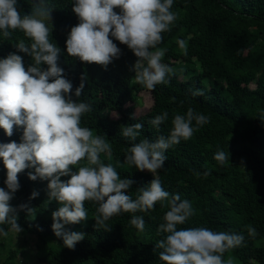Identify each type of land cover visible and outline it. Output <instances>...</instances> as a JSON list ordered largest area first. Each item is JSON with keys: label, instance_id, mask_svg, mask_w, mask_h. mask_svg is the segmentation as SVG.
Here are the masks:
<instances>
[{"label": "trees", "instance_id": "trees-1", "mask_svg": "<svg viewBox=\"0 0 264 264\" xmlns=\"http://www.w3.org/2000/svg\"><path fill=\"white\" fill-rule=\"evenodd\" d=\"M35 2L18 0L17 9L23 16L30 13ZM48 2L55 6L52 21L46 23L52 27L50 42L61 50L58 66L73 85L72 98L92 106V111L81 117V126L103 136L111 145L112 154L124 160V150L130 147L131 141L122 136L123 126L141 123L144 127L137 142L145 138L154 141L159 135L167 137L173 116L186 114L189 107L208 116L209 123L199 127L189 140H181L166 150L164 167L155 175L170 198L171 194L178 193L193 205L195 214L178 228L206 227L216 232L242 234L243 244L225 252L223 258L227 260L232 254L241 264H264V121L257 117L264 111V0H173L171 11L177 14V19L171 31L162 33L163 39L157 48L166 49L162 62L174 72L166 77L168 84L156 85L154 89L131 83L137 57L115 38L113 42L121 49V55L106 68L69 55L67 34L79 23L72 10L74 0ZM20 39L31 42L20 30L8 39L0 31V59L15 53L23 58L27 68L33 61L14 46ZM179 40L185 41L187 55L180 49ZM42 68L47 65L43 64ZM82 77H86L85 87L77 98L75 89ZM196 89H202L204 95L193 96ZM144 90V100L151 95L152 101L147 110L135 114L133 104ZM163 112L169 114L168 119L156 129L149 121ZM22 134V127L14 126L12 136L0 128V143H20ZM218 150L229 155L224 166L214 159ZM100 158L105 164H112L121 178L135 181L128 190L133 199L138 188L146 187L153 179L151 172H141L129 164L121 166L112 156L109 159L106 152ZM29 171L34 169L18 173L20 188L10 204L16 208L27 204L34 209V215H29L27 210L18 208L17 216V223L23 233L29 234L32 244L22 240L7 251L1 264H22L20 258L14 260L19 253L29 260L34 258L39 264H85L88 260L93 264H164L155 243L164 235L157 228L169 210L167 201L157 202L148 212L112 217L106 222L110 231L95 227L93 216L97 205L86 201L88 219L65 225L70 231L85 233V238L69 249L51 227L52 212L61 204L49 200L48 181L29 179ZM6 176L7 170L0 158V187H6ZM33 191L39 195L29 199ZM132 215L144 217L143 231L130 224ZM245 226L255 228L256 236L249 237ZM0 228L8 231L10 225H0Z\"/></svg>", "mask_w": 264, "mask_h": 264}, {"label": "clouds", "instance_id": "clouds-1", "mask_svg": "<svg viewBox=\"0 0 264 264\" xmlns=\"http://www.w3.org/2000/svg\"><path fill=\"white\" fill-rule=\"evenodd\" d=\"M17 2L0 0V31L5 39L16 30L23 32L31 42L20 39L14 46L28 54L33 63L25 68L23 58L15 53L0 59V128L8 136L13 135L14 126L23 129L20 143H0V158L7 170L6 188L0 187V225L8 224L11 230L20 233L18 208L34 215V209L27 204L16 208L9 203L20 188L18 173L34 169L28 172L29 179L48 181L49 200L61 204L52 212L51 227L69 249L83 240L85 233L70 231L65 225L88 219L86 201L97 205L93 216L95 227L105 231H110L106 222L114 216L148 212L157 202L167 201L169 210L157 228V232L164 235L155 243V249L161 250L159 259L164 264H233L231 258H223L224 253L240 247L244 236L206 227L178 228L195 214L193 205L188 199H181L178 193L171 194L170 198V193L155 175L164 167L166 150L181 140H189L199 127L209 123L210 118L189 107L186 114L173 116L167 137L159 135L154 141L145 138L137 142L144 127L141 123L121 128L122 136L131 141L130 147L124 150V162L153 175L146 187L138 188L133 199L128 190L135 181L121 178L112 164H105L100 158L105 152L111 158V145L103 136L81 126V117L91 112L92 106L72 98L73 85L64 77L63 68L58 66L61 50L50 42L52 27L50 29L46 23L52 21L55 6L48 0H36L30 13L22 16ZM172 5L173 0H74L72 10L79 23L67 34V53L82 62L106 68L121 55V49L113 42L112 38H115L137 57L132 84L147 89L168 84L166 77L173 74L174 69L162 62L166 49L157 46L162 42V33L171 31L177 19V14L171 11ZM178 43L187 55L185 41L179 40ZM43 64L47 68H42ZM85 80L86 77L81 78L75 97L81 96ZM192 95L203 96L204 91L196 89ZM168 115L167 112L158 114L149 123L159 129ZM257 117L264 121V111H260ZM214 159L224 166L229 155L218 150ZM81 161L86 163L81 164ZM204 175L207 176L208 172ZM64 176L69 179L62 180ZM38 195L33 191L29 199ZM130 224L143 231L145 219L141 215H132ZM245 227L249 237L256 236L255 228ZM0 235L7 237L8 231L0 228Z\"/></svg>", "mask_w": 264, "mask_h": 264}, {"label": "rangeland", "instance_id": "rangeland-1", "mask_svg": "<svg viewBox=\"0 0 264 264\" xmlns=\"http://www.w3.org/2000/svg\"><path fill=\"white\" fill-rule=\"evenodd\" d=\"M91 86L93 88H97V84H95V83H92ZM143 97L145 98V90H144V92H140V94H138L136 104L135 103L133 104V107H134L133 112L135 114L147 110L149 104L152 101L151 95L147 96V101H145ZM113 116H114V114H113ZM111 156L114 158L113 161L115 160L117 163H119V165H121V166L127 165V163H125L124 160H122L120 158H116V156L113 154H111ZM15 194H16V192H15ZM15 194H14V196H15ZM14 196H13V198H14ZM13 198L10 200L9 203L12 202ZM22 240H29V244L30 245L32 244L31 237L29 236L28 233H23V230L20 233H16L15 231L11 230V228H10L8 230V236L7 237L0 235V264H1L2 260H4V258L7 256V251L11 248L18 246L21 242H23ZM30 245H28V246H30ZM25 250H28V249L25 248ZM19 254H17V256L14 257V260H16L17 258H20V261L22 264L24 262H27V263L30 262L31 264H39V262L36 261L34 258L31 259L32 260V262H31V260H29L28 258H25L24 255H22V254L19 255ZM229 258L232 259L233 264H241L239 261H237V259L232 254L228 255L227 259H229ZM85 264H93V263L91 262V260H88L87 262H85Z\"/></svg>", "mask_w": 264, "mask_h": 264}]
</instances>
